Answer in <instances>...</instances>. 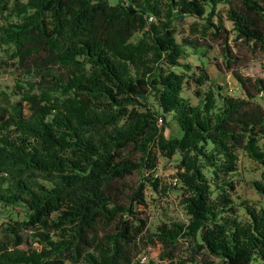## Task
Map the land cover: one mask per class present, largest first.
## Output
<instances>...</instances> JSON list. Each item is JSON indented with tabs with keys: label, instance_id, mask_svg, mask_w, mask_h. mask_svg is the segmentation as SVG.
Here are the masks:
<instances>
[{
	"label": "trees",
	"instance_id": "16d2710c",
	"mask_svg": "<svg viewBox=\"0 0 264 264\" xmlns=\"http://www.w3.org/2000/svg\"><path fill=\"white\" fill-rule=\"evenodd\" d=\"M233 42L264 53V0H0V68L19 71L0 90V217L23 210L0 226V264H145L159 246L164 264H186L184 241L193 264H264V206H238L233 178L243 149L262 165L264 197V74L243 73ZM215 43L243 96L182 61L186 47ZM161 156L178 158L191 219L153 232L147 190L167 191Z\"/></svg>",
	"mask_w": 264,
	"mask_h": 264
},
{
	"label": "rangeland",
	"instance_id": "374dc122",
	"mask_svg": "<svg viewBox=\"0 0 264 264\" xmlns=\"http://www.w3.org/2000/svg\"><path fill=\"white\" fill-rule=\"evenodd\" d=\"M219 10L224 18V23L229 29L233 28V22L228 19L227 16V5H219ZM196 20L194 17H187L186 20L178 24L179 40H182L183 36L188 35L190 25ZM235 36V31L232 32V37ZM232 45L239 47L242 53L247 55L248 66L243 68V73L252 76L263 75V65H264V53L258 49H254L252 44H244L242 42H233ZM237 52V48H234ZM4 50L0 47V54H3ZM184 62H188L197 69V66L204 65L209 73L211 79L222 85L224 91L234 94L236 96H243L244 92L240 86L238 80L234 77L231 71L221 68L223 57L222 51L219 44L215 43L214 48L205 50L204 54L200 51H196L191 47H186V56L182 59ZM19 71L14 68L2 67L0 68V90L11 91L16 78L18 77ZM195 85L190 83L186 85L185 95L191 97L193 102H197L198 99L195 95ZM264 104V97L259 98ZM166 134L169 137H175L179 134V126L173 120L169 121L166 128ZM239 169L233 177L237 183V190L234 193V199L239 206L242 201L248 199L254 205L264 206V197L256 190L253 185L255 180L261 178L262 165L252 159L245 150H239ZM178 167L177 156L173 159L161 156L158 169L155 176L160 178L163 187H168L167 191L157 192L148 187L147 197L149 201V210L147 213L148 227L151 231H157V227L162 223H170L172 221H180L183 223H189L191 216L188 214L185 204L183 203V191L182 187L178 182L174 181L175 174ZM142 174L137 171L135 174L129 176L124 182L128 186H136V184L141 180ZM241 207V206H240ZM19 212V213H18ZM240 213L243 218L247 217V213L244 207L240 208ZM23 214V210L19 207L16 209L7 210L0 217V226L4 224L10 218H17ZM192 242L184 241L179 250L180 257L186 260V264H193L191 257H193ZM161 252V247L156 249L147 248L140 258V261L145 264H164L159 258V253ZM205 253V252H204ZM198 256V262H201V258L214 259L207 254L205 257ZM219 262V260H217ZM195 263V262H194ZM252 264H260L258 261H254Z\"/></svg>",
	"mask_w": 264,
	"mask_h": 264
},
{
	"label": "built area",
	"instance_id": "2783aa9c",
	"mask_svg": "<svg viewBox=\"0 0 264 264\" xmlns=\"http://www.w3.org/2000/svg\"><path fill=\"white\" fill-rule=\"evenodd\" d=\"M175 182H177V181L175 180Z\"/></svg>",
	"mask_w": 264,
	"mask_h": 264
}]
</instances>
